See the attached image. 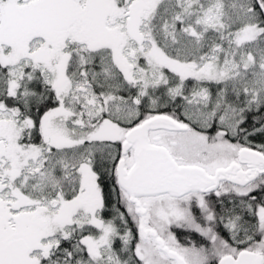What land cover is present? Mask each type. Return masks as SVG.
<instances>
[{
  "label": "snow or ice",
  "instance_id": "6c2138e0",
  "mask_svg": "<svg viewBox=\"0 0 264 264\" xmlns=\"http://www.w3.org/2000/svg\"><path fill=\"white\" fill-rule=\"evenodd\" d=\"M0 264H264V0H0Z\"/></svg>",
  "mask_w": 264,
  "mask_h": 264
}]
</instances>
